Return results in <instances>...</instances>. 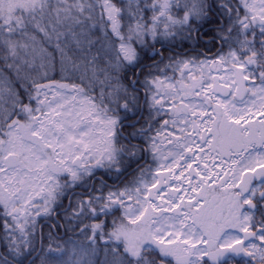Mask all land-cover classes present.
I'll list each match as a JSON object with an SVG mask.
<instances>
[{"label": "snow or ice", "instance_id": "6c2138e0", "mask_svg": "<svg viewBox=\"0 0 264 264\" xmlns=\"http://www.w3.org/2000/svg\"><path fill=\"white\" fill-rule=\"evenodd\" d=\"M0 264H264V0H0Z\"/></svg>", "mask_w": 264, "mask_h": 264}]
</instances>
